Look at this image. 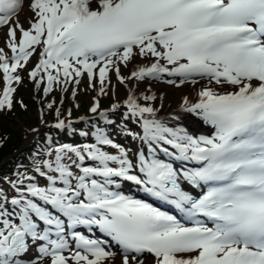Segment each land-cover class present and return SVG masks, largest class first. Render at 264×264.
Segmentation results:
<instances>
[{"label":"snow or ice","instance_id":"obj_1","mask_svg":"<svg viewBox=\"0 0 264 264\" xmlns=\"http://www.w3.org/2000/svg\"><path fill=\"white\" fill-rule=\"evenodd\" d=\"M24 2L0 0L12 52L0 48V112L12 109L18 69L39 47L29 78L45 96L85 75L107 95L114 73L128 91L123 121L141 129L124 133L147 152L134 162L101 128L95 143L50 147L35 169L46 186L22 175L10 182L15 196L0 192V264H113L109 244L120 264H145L149 255L151 264H264V0H29L28 29L18 20ZM201 81L197 100L185 97L182 108L214 134L194 136L160 119L153 85ZM98 108L95 101L90 111ZM122 181L179 215L123 194Z\"/></svg>","mask_w":264,"mask_h":264},{"label":"rangeland","instance_id":"obj_2","mask_svg":"<svg viewBox=\"0 0 264 264\" xmlns=\"http://www.w3.org/2000/svg\"><path fill=\"white\" fill-rule=\"evenodd\" d=\"M96 2V0H92V3ZM32 16L31 9L29 7L23 6V8L20 10L18 15V20L20 24L23 25L25 29H28L30 27V18ZM16 19V17H14ZM20 38V33L17 32V39ZM7 43V29L1 28L0 29V48L4 49V52L7 53L8 56L12 55L11 50L6 46ZM41 49L39 47L36 48L35 54L29 59L27 65L22 69V71L19 72V76L21 77L22 83H20L19 86L16 87V92L12 96L13 101V107L12 109L5 110L3 112H0V130H7L11 129L12 131H15L14 133L18 132L20 135L15 137L14 144L11 142V144L14 145L16 150L18 151L23 145H28L30 141H33L43 130L46 129L44 126L46 122V126H51L55 124L54 122H58V120H65L70 121L71 118L73 119L79 118L80 116H87L94 114L90 111V108L94 106L95 101H99V108L98 111L106 110L109 107H112L114 104H120L121 108L112 111L115 113H119L125 111L123 108V102L114 96L113 91H111L110 88H108V94L107 95H100L98 92V87H100L98 80L93 81L95 84V87H92L89 83V80L87 76L81 78L80 84L77 86L75 84H69L67 91H62L63 85H55V88H57L54 92L49 93L47 96H45L43 92L44 85H41L40 89H36L34 87V81H32L29 78L30 69L31 71L35 68V66L38 63V58L40 56ZM29 71V72H28ZM112 73H109V77L111 79ZM111 84V83H110ZM108 84V85H110ZM161 83L155 84L152 86V91H157L158 87ZM118 86V85H117ZM168 87H171L174 93L179 92L182 88L175 87L174 85H168ZM214 87L217 91L223 93L228 90H230L231 86H217V85H211ZM6 87V83L3 79V73L1 71L0 73V96L3 95V90ZM147 84L137 85V91H141L142 89H147ZM75 90V96H73V92ZM58 91V93H56ZM57 97V100H60L59 103H56L55 98ZM51 98V101H50ZM24 100V101H23ZM28 103L26 104V102ZM124 100V98H122ZM19 102L20 107L22 108L19 113V118H16L15 116H9L7 114L13 113V108L16 106H19L17 103ZM48 102V103H47ZM49 103H52L53 105H56V108L49 109L47 105ZM143 103V101H142ZM61 107L65 110L66 114L64 117L57 116V111H61ZM52 112L56 114L57 117L52 115ZM84 112L88 114H83ZM7 113V114H5ZM75 113H81L78 116L73 117L72 114ZM118 114V115H119ZM3 115L6 116L8 119L7 122L3 120ZM53 116L55 119L54 122H50V118ZM61 118V119H60ZM131 126L135 127L137 132H140V127L137 123L129 121ZM23 127V129H22ZM0 140H4V138H0ZM134 140V139H133ZM115 142V141H114ZM136 148L139 147L138 140H134ZM1 143V141H0ZM117 143V142H116ZM118 144V143H117ZM105 151L115 154L116 149H112L109 147L104 148ZM6 159V158H5ZM28 174H21L20 176ZM113 252H117L115 250H111ZM119 253L117 252V255L113 258V264L115 263L116 259L119 257ZM146 260H152V258L147 257ZM47 264V262H45Z\"/></svg>","mask_w":264,"mask_h":264},{"label":"trees","instance_id":"obj_3","mask_svg":"<svg viewBox=\"0 0 264 264\" xmlns=\"http://www.w3.org/2000/svg\"><path fill=\"white\" fill-rule=\"evenodd\" d=\"M57 88L54 86V91ZM52 91V92H54ZM58 93V91L56 92ZM56 103H59L60 100L55 98ZM24 101V100H23ZM27 101V100H26ZM51 101V98H50ZM28 101L26 102V104ZM48 103V102H47ZM19 105V102L17 103ZM56 108V105H53L51 108ZM111 108V107H109ZM109 108L106 110L108 111L107 118L114 123L109 124L103 119L102 117H94L87 119L86 121H77L72 122L70 127L64 128L61 132L57 131L53 126L56 124L55 119L53 116L57 117L56 114L52 112V117L50 118V122H54L55 124L51 126H46V129L41 132L32 142L28 144L26 148H24L19 153L17 152L16 148L14 147L15 137L19 136L18 132L14 133L11 129L7 130H0V138H4V140H0V192H3L8 196L10 199L11 197L15 196L16 193L13 190L11 183L19 178L21 174H28L27 176H36V183L39 186H46L47 181L39 177L36 174V167L37 165H42L45 159H49L50 157L47 156L48 149L56 148L61 145H71L73 147H80L85 143H95L93 137L91 136L92 133V124L94 123L97 128L103 129L109 136H112L118 144L123 146L128 152H132L130 149V137L124 133V129L130 130L134 133V130L131 128L128 122L123 121V118L115 112H110ZM22 108L16 106L13 108L12 114H7L9 116H15L19 118V113ZM66 114L65 110L61 107V111L59 112L60 117H64ZM81 113L72 114L73 117L80 115ZM83 114H88L84 112ZM96 114V113H95ZM92 116L94 114H91ZM91 115H87L86 117H91ZM71 120H78L79 118L73 119L68 115ZM3 120L7 122L6 116L3 115ZM61 119V118H60ZM78 131L87 133L86 136H80L77 134ZM48 137H51V144L48 143ZM11 142L13 144H11ZM117 154V151L116 153ZM54 156V153H53ZM6 158V159H5ZM27 182V181H26Z\"/></svg>","mask_w":264,"mask_h":264},{"label":"bare ground","instance_id":"obj_4","mask_svg":"<svg viewBox=\"0 0 264 264\" xmlns=\"http://www.w3.org/2000/svg\"><path fill=\"white\" fill-rule=\"evenodd\" d=\"M28 3L29 0H25L24 6L29 7ZM94 4L95 2L93 3V5ZM136 63L137 62L134 60L133 64L130 65L128 68H124L122 66L121 73L123 75H128L132 67ZM204 83H205L204 81H201L200 84H197L195 86L191 84H185L180 87L182 89L179 92L174 93L171 87H168L167 84L161 82V84L158 87V90L153 91L157 94L158 97H161V99L157 102V105H162V107H160L158 111V116L160 117V119L167 121L169 123V126L184 128L194 136H209L211 134H214V130L211 128L209 124L204 122L199 117L183 111L182 108V103L185 97H187L190 103L195 102L197 100V91L201 88V85H203ZM108 88H110L111 91H113L115 97L119 98L122 102L125 101L128 91L127 89L124 88L123 85L119 84L114 73H112L111 76V84L107 85V91ZM135 91L137 94L141 92V91H137V85L135 86ZM122 98H124V100H122ZM125 122H128L130 124L129 121H124V123ZM132 128L135 129V127L133 126ZM138 145L139 147L142 146L140 148L144 147L143 151L147 152L146 146L143 145L140 141ZM161 158L164 159L163 156H161ZM131 187L134 188V191H137L139 195L146 196L140 187L136 185H132ZM114 264H120V255L116 259ZM145 264H151V261L145 259Z\"/></svg>","mask_w":264,"mask_h":264},{"label":"water","instance_id":"obj_5","mask_svg":"<svg viewBox=\"0 0 264 264\" xmlns=\"http://www.w3.org/2000/svg\"><path fill=\"white\" fill-rule=\"evenodd\" d=\"M27 145H23L17 152H16V154L17 153H19L22 149H24L25 147H26Z\"/></svg>","mask_w":264,"mask_h":264}]
</instances>
